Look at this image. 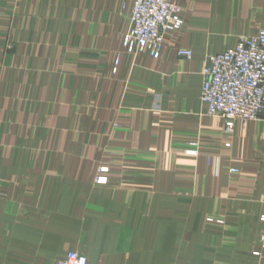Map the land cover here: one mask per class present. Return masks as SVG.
Returning a JSON list of instances; mask_svg holds the SVG:
<instances>
[{"label": "crops", "instance_id": "obj_1", "mask_svg": "<svg viewBox=\"0 0 264 264\" xmlns=\"http://www.w3.org/2000/svg\"><path fill=\"white\" fill-rule=\"evenodd\" d=\"M133 1L0 0V264H264V113L227 134L200 100L264 0H177L158 58Z\"/></svg>", "mask_w": 264, "mask_h": 264}, {"label": "built area", "instance_id": "obj_2", "mask_svg": "<svg viewBox=\"0 0 264 264\" xmlns=\"http://www.w3.org/2000/svg\"><path fill=\"white\" fill-rule=\"evenodd\" d=\"M130 21L131 27L122 38L124 49L153 58L160 56L166 32L179 30L184 22L177 0H134ZM177 54L191 58L190 49L180 48ZM201 74L200 100L208 114L223 119L225 133L232 134L236 122L257 119L264 113V29L240 37L234 47L209 54ZM261 219L264 221V215ZM261 246L264 248V235ZM55 264H87V257L71 250Z\"/></svg>", "mask_w": 264, "mask_h": 264}, {"label": "rangeland", "instance_id": "obj_3", "mask_svg": "<svg viewBox=\"0 0 264 264\" xmlns=\"http://www.w3.org/2000/svg\"><path fill=\"white\" fill-rule=\"evenodd\" d=\"M114 70V69H113ZM116 70V69H115ZM225 132V131H224ZM229 169H231V171H230V173L232 172V174H235V175H240V174H242V169L241 168H239V167H237V166H230V168H228V170ZM105 170H107V168L106 167H104V166H102V167H100L99 168V171H101V172H103V171H105ZM234 172V173H233ZM99 177H102L104 180L106 179V177L105 176H102V175H100V176H97L96 177V182H98L97 181V179L99 178ZM103 180V181H104ZM102 181V182H103ZM100 183V182H99ZM206 219H205V222L206 221H208V222H210V221H213L214 220V218H212V217H205ZM200 264H209V262H207V261H201L200 262ZM215 264H228L227 262H223V261H218V262H215Z\"/></svg>", "mask_w": 264, "mask_h": 264}]
</instances>
